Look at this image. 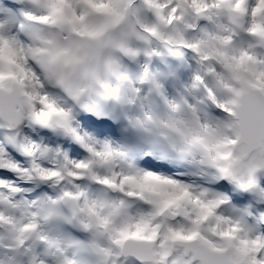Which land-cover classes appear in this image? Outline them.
I'll return each instance as SVG.
<instances>
[{"label":"snow or ice","instance_id":"obj_1","mask_svg":"<svg viewBox=\"0 0 264 264\" xmlns=\"http://www.w3.org/2000/svg\"><path fill=\"white\" fill-rule=\"evenodd\" d=\"M0 264H264V0H0Z\"/></svg>","mask_w":264,"mask_h":264}]
</instances>
